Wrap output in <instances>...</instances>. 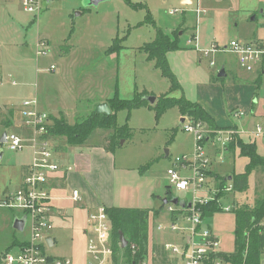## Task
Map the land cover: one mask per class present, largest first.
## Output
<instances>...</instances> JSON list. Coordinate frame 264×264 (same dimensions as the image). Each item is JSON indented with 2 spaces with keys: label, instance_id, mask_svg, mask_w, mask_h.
<instances>
[{
  "label": "rangeland",
  "instance_id": "1",
  "mask_svg": "<svg viewBox=\"0 0 264 264\" xmlns=\"http://www.w3.org/2000/svg\"><path fill=\"white\" fill-rule=\"evenodd\" d=\"M130 1L135 5L127 0H105L98 6H90L85 0H50L48 3L45 0L43 8L34 13L24 10L22 0H0V102L11 103L9 106L16 108L23 95L37 89L58 91L59 96L53 94L57 96L56 101L64 96V102H68L69 90L74 86L79 95L76 118L81 121L89 111H94L106 94L112 97L116 92L120 98L133 99L137 95H160L168 91V79L140 49L155 36L153 23L145 22L150 12L157 26L169 32L177 30L187 46L169 54L170 67L182 88L172 95L185 96L200 103L220 123L243 120L245 117H235L229 108L235 103L232 101L237 90L235 87L244 83L238 78L237 57L229 51L211 49L213 43L224 47L233 39L250 41L260 35L264 29V0H193L191 4L183 3L186 0ZM198 8L202 12L199 18ZM196 35L199 48L193 39ZM115 39L119 40L121 48L107 54L106 50ZM52 62L56 63V70L50 69ZM222 68L226 75L219 77ZM259 100L257 115L264 113V95ZM72 104L67 105L72 108ZM241 105L242 109L247 108ZM247 109L251 112L250 107ZM155 115V110L148 107L117 113V123L122 126L127 122L133 130L129 138L118 141L114 150L115 172L110 178L113 187L109 181L108 188L113 191L114 205L150 209V264H153L154 243H170L178 247L186 243L184 236L192 222L182 216L174 220L169 207L178 206L163 204V200L171 185L168 169L176 166L177 157L193 159L196 147L195 134L183 129V116L177 106L168 108L159 119ZM202 123L204 129L214 130ZM258 123H264V120L256 117L255 124ZM4 131L23 139L24 136L27 139L33 137V131L21 125V117L14 119L7 128L0 125V138ZM112 132L110 128L96 129L82 147L84 153L93 156L90 171L95 180L100 181L113 171L112 164L106 166L97 150L101 135ZM24 144L21 151H15L6 142H0V197L5 195L6 189L14 192L22 183V168L32 156V148L25 141ZM57 144L58 141L54 140L51 146L55 149ZM256 146L264 156V138H257ZM218 147V142L206 141L205 154L208 157L209 152L215 154ZM66 149L59 160V173L64 170V162L71 161L81 151L74 146H66ZM246 163L244 158L235 162L229 159L224 163L213 158L212 166L242 173ZM180 173L188 176L192 169L181 168ZM249 179L250 185L245 191H234L227 197L224 191L219 192L226 197L221 202L231 205L230 211L223 209L224 212L205 219L204 225L210 226L220 237L225 251L234 249V211L246 206L254 208L264 199V166L252 170ZM170 189L173 196L187 200L193 197L190 189L178 190L174 186ZM94 192L101 196L100 190ZM50 196L54 215L51 219L53 227L48 234L55 239V245L47 248L48 254L70 256L73 264H87L84 229L89 214L85 202L75 201L71 188L52 189ZM19 214L18 209L0 206V254L7 249L16 252L17 243L29 236L28 229L18 231L13 228L14 218ZM172 223L178 226V230L170 229ZM159 225L165 229H158ZM169 255L178 264L174 259L176 254L169 251Z\"/></svg>",
  "mask_w": 264,
  "mask_h": 264
},
{
  "label": "built area",
  "instance_id": "2",
  "mask_svg": "<svg viewBox=\"0 0 264 264\" xmlns=\"http://www.w3.org/2000/svg\"><path fill=\"white\" fill-rule=\"evenodd\" d=\"M45 0H22V5L27 12H38L43 8ZM197 16L201 15L199 8ZM196 48L198 47V36L196 35ZM192 42V40H190ZM213 51H229L236 55L239 66L247 72L257 73L264 77V36L257 41H241L233 39L229 44L220 47L213 43ZM208 54V51H206ZM213 65L214 63L211 62ZM51 70H56V65H50ZM22 115V125L33 131L31 147L32 159L24 168L22 185L14 192H9L0 197V206H5L21 211L20 216L26 215L27 222L25 230H29L27 239L18 243V250H5L0 254V264H73L70 256H53L48 254L47 242L48 232L52 229L51 222L54 215V206L51 202V194L47 187L49 174L59 169V164L54 160V150L51 146L49 126L52 124L50 113L38 107L36 99H24L19 106ZM237 118H242L246 112L242 109L232 111ZM184 121L182 127L195 134L196 147L193 159L188 157L175 158L174 167L168 169L170 186L178 190L190 189L193 197L190 199L192 206L185 209L184 218L192 222L189 232V242L181 248L173 244H166L165 248L174 254H179L184 264H228L214 255L220 252L221 240L211 227L204 225L205 219L200 211V205L207 204L213 200L219 192H230L233 185H224L220 188L211 189L208 186L210 158L205 154L204 144L207 139L212 138L218 142L220 153L242 133L236 127H226L214 130L204 129L201 121H194L189 117ZM253 135L256 138H264V123L254 125ZM10 149L21 151L24 147V139L15 133L7 135ZM222 159V155L220 156ZM190 167L192 174L183 176L181 168ZM72 198L81 200L80 191L74 189ZM225 211L232 209L231 205L222 204ZM169 209H175L170 206ZM159 229H165L162 225ZM172 231L178 230L175 223L170 225ZM87 264H118L115 260L116 254L112 241V223L105 205H100L89 213L87 225ZM133 251L136 247L132 245ZM138 264H150L147 260H141ZM246 264V263H242ZM264 264V262H262Z\"/></svg>",
  "mask_w": 264,
  "mask_h": 264
},
{
  "label": "trees",
  "instance_id": "3",
  "mask_svg": "<svg viewBox=\"0 0 264 264\" xmlns=\"http://www.w3.org/2000/svg\"><path fill=\"white\" fill-rule=\"evenodd\" d=\"M132 5V1L127 0ZM143 4H138V6ZM145 22H152L155 26V36L152 41L140 47L146 53L147 59L154 61L155 66L160 69L163 77L170 82L168 92L158 96L154 104H150L146 94L137 95L133 99H123L115 93L114 97L108 100L111 108L110 114L92 112L87 118L69 123L64 113L59 116H51L52 124L49 126V136L64 137L70 145H83L89 139L91 133L100 128H110L113 132L109 135L102 134L100 144L108 151H114L118 141L122 138H129L132 130L126 122L124 125L117 123V113L120 110H128L148 107L155 110V117L159 119L162 114L170 107L177 106L182 116L189 117L194 121H202L210 128H220L214 117L198 102L191 101L185 96L174 97L172 92L181 88L177 76L172 71L167 54L171 51L186 49L187 46L182 42L181 34L177 30L171 32L156 25L150 12L147 14ZM121 48L118 39L114 40L106 52L115 53ZM182 89V88H181ZM16 109L14 106L0 104V125L6 128L11 126L14 120ZM230 144L240 147V154L248 158L245 172L233 176V188L235 191H244L248 188L249 175L258 166H264V157L257 152L255 143H245L241 138ZM223 193H219L213 200L205 205H200L204 219L212 217L218 212H224L221 199ZM170 198V196H167ZM107 212L112 223V241L116 254L121 250L119 241L121 234L124 235L129 244L123 249V255L129 264H138L139 261L147 259L149 246V217L150 209L147 208H128V207H107ZM184 211L180 208L179 212ZM235 213V248L231 253L218 252L214 257L222 258L233 264H262L264 254V199L256 207L248 206L239 208ZM16 242V241H15ZM132 245L136 247L133 251ZM160 260L166 262L167 257L163 246L156 245ZM246 253V255H245ZM117 259V256H115Z\"/></svg>",
  "mask_w": 264,
  "mask_h": 264
},
{
  "label": "crops",
  "instance_id": "4",
  "mask_svg": "<svg viewBox=\"0 0 264 264\" xmlns=\"http://www.w3.org/2000/svg\"><path fill=\"white\" fill-rule=\"evenodd\" d=\"M46 2L48 3V2H50V0H46ZM192 2H193V0L183 1V3H185V4H189V3L191 4ZM262 12L264 14L263 10H262ZM81 14H82V12H81ZM263 36H264V29H263V32L260 35H256L250 41H257L260 38H262ZM153 39H154V37H153ZM171 52H173V51H171ZM171 52H169L167 54L168 59H169V54ZM107 54H112V53H107ZM51 64H55L56 65V63H54V62L50 63V65ZM238 67L240 69V70L237 71V73H239L238 74V78L241 81H243L244 83H239V85H237L235 87V89H237V90H235V93L232 95V101L235 102V103L233 105H231L229 108H230V111L232 113L233 110L240 109V107L242 106L241 104H244L247 108L250 107V111L251 112L248 111L249 109H247V108L246 109H244V108L242 109V107H241V109L246 112V115L244 116L245 118L243 120H241L239 123L223 124V123H220L214 117L213 113L209 112L208 110L207 111L214 117V119L216 121V124L220 128H226V127H233L234 126L238 130L242 131V133H240V135L238 136L239 138H241L245 143H255V145H256V139L257 138L254 137V135H253V128H254V125H255V118L258 117L259 119L264 120V113H260L259 115H257V113H256V110L258 109V105H259V101H260L259 100L260 96L264 95V77L258 76V74L254 73V72L245 71L244 69L240 68L239 64H238ZM56 68H57V66H56ZM168 91H166V92H168ZM166 92H164V93H166ZM164 93H161V94H164ZM53 94L59 96V92L58 91L55 92V93H52L49 90H43V91L41 90V91H39L37 89L34 93H28L27 95H23L22 100H24V99H36L37 103H38V107L43 109V110L48 111L50 113V117L51 116H59L60 113H64L65 116L67 117L69 123L74 124L77 121H80L79 119L76 118L78 116V113H77L75 107H76V103H77V100L79 98V95H78L77 90L75 89V87L71 86V88L69 90V97L67 99L68 102H64V100H63L65 98L64 96H61L62 97L61 99H59V97H58V100L56 101V97L57 96H55ZM153 94L156 96V100H157L158 96L161 95V94L157 95L155 93H153ZM108 96H111V95H109V94L107 95L106 94L105 96H102L101 97L102 99H101L100 103H102V102H107L108 103V100L111 99L112 97H114V96H112V97H108ZM69 102L73 103L71 105L72 108H69V105H67V104H69ZM0 104L11 105V103H3V102H0ZM19 106H20V104H18V106L15 108L16 112H15L14 119L21 117V125H22L23 118H22V115H20ZM256 107H257V109H256ZM91 112H92V110L89 111V113L85 117L87 118L88 115ZM18 115H19V117H18ZM182 118H184V121L187 120L186 116H183ZM184 121H181V122L184 123ZM107 135H109V134H107ZM24 137H25L24 138L25 143H27L31 147L32 140L31 139H27L26 136H24ZM54 140L58 141L57 147L55 149L52 147L53 150H54V160L58 164L60 163L59 160H60V158L62 156L61 154L67 150L66 146H74V147L79 148L81 151L77 152L75 157L72 158L71 161L66 160L64 162V168H63L64 170H63L62 173H59V171H60L59 169H61L59 167V169H58L59 171L57 170V171L51 172L49 174L47 187L49 188L50 194H51V190L52 189H57V188L58 189L59 188L60 189H62V188H71L72 191L74 189H78L80 191V195H81V200L80 201L83 200L85 202L86 209L88 210V214L92 210H94L95 208H97L100 205H105L107 207H111V206H114V207H126V206L114 205L115 197H114L113 191L112 190L109 191V189H108L109 188V181L111 183V187H113L112 186L113 182L111 181L112 179L110 180V178L114 176V172H115L114 151L105 150L102 147L101 144H98L97 150H98L99 157L102 159L103 162H105L106 166L109 167V165L112 164V170H113L110 173L111 174L110 176L108 174H106L107 176H105L103 179H101L99 181V180H95V176L93 174H91V171H90L91 167H92V164H93L92 163V161H93L92 157L93 156L91 154L84 153L83 150H82L83 149L82 148L83 145L86 144L87 142L84 143L83 145H70V144L67 143V141H66V139L64 137H57V136H53L52 135L50 144H52V142ZM208 140L212 141V138H210V139L208 138L207 141ZM256 148H257V146H256ZM220 151H221V149H220V147H218V148H216V151L214 152L215 154H212L211 152L208 153L209 154V158H210V166H209L210 170H209L208 186L211 189L220 188V187H222L224 185H231V184L233 185V176L237 175V174H242V173L245 172L244 171L242 173H236L235 169L226 170V169H221V168L220 169L219 168H213V166H212L213 165V158H218L220 163H224V162H226L229 159H232L235 162L238 158L239 159L240 158L246 159L247 163L249 161L247 157H244V156H242L240 154V147H238V146L230 144L221 153H220ZM257 152H258V150H257ZM32 154H33V150H32ZM221 155H222V159L220 158ZM31 159H32V156H31ZM31 159H30V161H31ZM247 163H246V165H247ZM27 165H24L23 168H22V172H23L22 181H23V178H24V168ZM246 165H245V169H246ZM108 176H109V180H107ZM248 184L250 185V179H249V183ZM21 185H22V183L20 184V186ZM249 185H248V188H249ZM168 188H169L168 189V196H170V198H171L173 196L172 195V191L170 189L171 186H168ZM95 190H100L101 191V196L100 197H99V195L97 193L94 192ZM234 191L235 190L233 188L232 191L223 192V193H225V195L227 197L228 193L230 194V193H232ZM9 192H10L9 189L5 190V194H7ZM236 192L237 191H235V193ZM226 197L223 196L222 200L225 199ZM80 201H77V202H80ZM187 201H190V200H187ZM128 208H142V207H128ZM180 208L181 207H179V206L178 207H174L175 210L171 211L172 212V217H173L174 220L180 218L181 216L183 217L186 208H184V211L179 212ZM16 216L21 217L20 214L16 215ZM86 230H87V226L84 229V232H85V234L87 236ZM48 236L52 237V235H50V234H48ZM184 237H185L186 242H189L188 238H187L188 234L186 236H184ZM149 241H150V233H149ZM14 244H16V242ZM128 244H129V241H128ZM167 244H169V243H167ZM54 245H55V239L52 237V244L49 245V247H53ZM156 245L164 247L165 255L167 257L166 262H162L160 260L161 257H159V255H158V252H156L154 250ZM165 245L166 244H164V243H158V242L154 243V245L152 247V262H153V264H176L174 260H171L170 255H169V251L165 248ZM119 247L121 248V250L117 253L118 256H117V259L115 258V260L118 262V264H129V262L126 260V258L123 255V249L125 247L124 248L122 247L121 241H119ZM234 248H235V236H234ZM233 251H234V249L232 251L223 250L222 249V244H221L220 252L231 253ZM245 255H246V253H245ZM174 259L177 260L178 264H184L183 259H182V257L179 254H176ZM220 259H222V258H220ZM145 260L150 262L149 261V246H148L147 259H145ZM223 261L228 263V264H233L232 262H228V261H225V260H223ZM263 262H264V260H263ZM243 263H245V261Z\"/></svg>",
  "mask_w": 264,
  "mask_h": 264
},
{
  "label": "water",
  "instance_id": "5",
  "mask_svg": "<svg viewBox=\"0 0 264 264\" xmlns=\"http://www.w3.org/2000/svg\"><path fill=\"white\" fill-rule=\"evenodd\" d=\"M105 0H85L86 4L90 5V6H98L101 2H103ZM226 72L225 69L222 68L221 71L219 72V77L225 76ZM145 98L150 102L153 103L156 100V96L155 95H148L145 96ZM96 113H105V114H110L111 113V108L109 106V104L107 102H102L99 103L95 110ZM181 121H184V118L181 119ZM7 131H4L2 134V137L0 138V142L4 143L7 142ZM2 154H0V159ZM164 204H168V203H172L176 206H179L181 208H190L192 206V202L191 201H187L186 199H182L179 198L178 196H172L171 198H165L163 200ZM26 222H27V216L23 215L21 217L16 216L14 218L13 221V228L18 230V231H24L25 226H26ZM188 241L190 239V236L187 237ZM120 241L122 243V247H126L128 245V240L124 237V235L121 234L120 237ZM47 242L49 243V245L52 244V237L48 236L47 237Z\"/></svg>",
  "mask_w": 264,
  "mask_h": 264
}]
</instances>
